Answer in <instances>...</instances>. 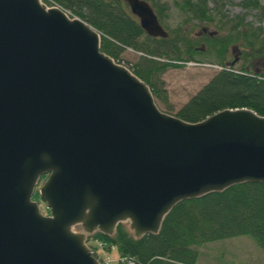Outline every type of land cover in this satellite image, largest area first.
<instances>
[{
	"label": "water",
	"instance_id": "1",
	"mask_svg": "<svg viewBox=\"0 0 264 264\" xmlns=\"http://www.w3.org/2000/svg\"><path fill=\"white\" fill-rule=\"evenodd\" d=\"M123 1L146 35L167 36L145 0ZM42 175L48 213L32 198ZM246 182L264 184V116L163 112L85 21L0 0V264H101L89 236L156 234L178 202Z\"/></svg>",
	"mask_w": 264,
	"mask_h": 264
},
{
	"label": "trees",
	"instance_id": "2",
	"mask_svg": "<svg viewBox=\"0 0 264 264\" xmlns=\"http://www.w3.org/2000/svg\"><path fill=\"white\" fill-rule=\"evenodd\" d=\"M158 21L166 14V5L146 0ZM67 11L100 35V51L120 62L125 49L139 53L129 68L149 87L155 100L167 108V92L160 75L167 67H182L187 62L203 64L197 54L207 53L219 69L175 112V116L196 122L223 108L244 107L264 116V74L255 72L256 61L264 60V4L259 0H241L240 7L253 11L256 26L244 20L243 14L226 17L217 0H173L189 23L167 31L165 38L144 33L138 20L123 0H45ZM208 3L212 7H208ZM196 24L215 25L217 34L202 38L205 51L190 39ZM192 32V31H191ZM240 42L242 61L237 69L224 64L227 47ZM122 62V61H121ZM250 236L264 252V184L246 182L232 185L221 192L182 200L163 218L156 234L135 239L123 224H118L111 237L94 234L104 242L106 252L115 253L116 264H195L197 247L235 236Z\"/></svg>",
	"mask_w": 264,
	"mask_h": 264
},
{
	"label": "rangeland",
	"instance_id": "3",
	"mask_svg": "<svg viewBox=\"0 0 264 264\" xmlns=\"http://www.w3.org/2000/svg\"><path fill=\"white\" fill-rule=\"evenodd\" d=\"M157 1L158 3L165 4L167 7L165 17L160 20L161 25L167 31L177 28L178 25L183 29H185V27L186 29L188 28L189 23L183 22L185 16L177 9L173 0ZM259 1L261 4H264V0ZM240 2L241 0H217V5L221 8L222 13L226 17L231 18L236 14H243L245 21L256 26L253 11L242 9L240 7ZM208 7H212V4L208 3ZM259 24L264 26V20L262 22L260 21ZM206 26L210 31L216 29L215 25L212 24H207ZM196 30L197 29H190V35ZM197 47L200 48L199 45ZM138 55L139 53L131 49H125L120 53L119 58L122 63L130 68L131 64L136 61ZM195 58L204 63L196 64L194 62H187L179 68L167 67L160 75L163 86L167 92V103L169 106L167 108L162 102L154 100L161 111L174 115L176 110L219 69L218 65H214V63L210 61L213 59V56L207 53L202 55L197 54ZM239 65L240 63L235 65L234 68L237 69ZM43 179L44 177H40L32 196L33 199L39 201L42 211L47 213V210L44 208L37 194L39 185ZM123 225L127 228L126 224ZM93 236L94 234L89 236L88 241L91 242ZM105 250L106 249L103 248L97 252L100 262L103 264H116V255L113 252L111 253L112 249L108 252ZM197 252L198 256L195 264H264V252L255 244L250 236L246 235L204 243L200 247H197Z\"/></svg>",
	"mask_w": 264,
	"mask_h": 264
},
{
	"label": "flooded vegetation",
	"instance_id": "4",
	"mask_svg": "<svg viewBox=\"0 0 264 264\" xmlns=\"http://www.w3.org/2000/svg\"><path fill=\"white\" fill-rule=\"evenodd\" d=\"M207 24H196L195 25V29H197L192 35H190V39H192V43L195 44L196 42H198V40H200V48H198L197 46H192L193 50L199 49L201 51H204V42H203V37L207 36L206 38H208L209 40L211 39V37H213L214 35L217 34L216 30H208ZM242 47L240 46V42H232L228 45L227 47V54L225 55V59H224V64L226 66L229 67H233L237 64H241L242 61ZM227 56V57H226ZM235 69V68H234ZM253 69L255 72H259L261 74H264V60L262 61H256L255 65L253 66Z\"/></svg>",
	"mask_w": 264,
	"mask_h": 264
},
{
	"label": "built area",
	"instance_id": "5",
	"mask_svg": "<svg viewBox=\"0 0 264 264\" xmlns=\"http://www.w3.org/2000/svg\"><path fill=\"white\" fill-rule=\"evenodd\" d=\"M99 246H101V243H98Z\"/></svg>",
	"mask_w": 264,
	"mask_h": 264
}]
</instances>
